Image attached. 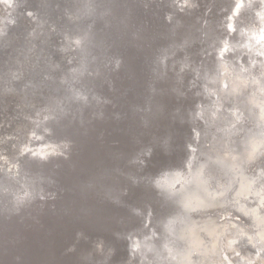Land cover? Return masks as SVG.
Wrapping results in <instances>:
<instances>
[{"label":"clouds","instance_id":"1","mask_svg":"<svg viewBox=\"0 0 264 264\" xmlns=\"http://www.w3.org/2000/svg\"><path fill=\"white\" fill-rule=\"evenodd\" d=\"M174 2L181 13L200 8V0ZM0 5L4 13L0 16L2 39L8 36V26L17 23L13 12L18 5L17 0H0ZM244 9L246 20L240 19ZM211 11L209 7L204 16ZM220 11L226 15L215 26L209 19L197 17L199 37L186 35L159 57L166 68L169 49L183 50L197 39L206 46L199 61L184 56L183 67L191 72L187 91L194 92L195 104L187 112L191 141L182 162L145 171L158 150L171 155V136H153L151 143L126 160L135 171L116 167L86 184L88 191L101 195L108 204L127 208L129 219L138 221L123 234L128 242L127 264H264V0H231V8ZM27 15L33 21L38 19L32 10ZM96 15L93 0H79L75 11L65 10L73 23L92 20L86 28L63 32L53 45L61 59L67 58V67L40 46L57 33L55 24L46 33L41 22L29 32L30 47L22 53L23 60L16 58L18 67H10L0 76V97L14 100L26 121L14 132L0 135L2 211L19 214L37 199H55L54 193L46 194L45 185L56 181L38 166L54 158H69L73 141L57 138L56 126L69 117H82L93 101L108 102L85 83L87 77L99 74L98 68H92L97 57L91 54ZM165 18L173 25L174 35L184 27L183 19L172 12ZM45 36L47 39H41ZM122 62L120 58L108 61L116 69ZM37 67L43 68L38 83L30 78V70ZM166 75L162 72L159 78ZM20 81L24 83L17 88ZM178 83L183 84L184 78ZM149 87L155 95V84ZM172 91L187 96L180 88ZM145 110L153 111L151 105ZM158 111L163 114L164 105ZM143 123L148 127L150 121L144 119ZM113 174L124 177L130 186L103 182ZM132 188L151 190L160 206L172 211L158 216L151 201L127 203L124 198ZM245 241L255 252L242 250ZM84 258L90 264H107L103 242Z\"/></svg>","mask_w":264,"mask_h":264},{"label":"water","instance_id":"2","mask_svg":"<svg viewBox=\"0 0 264 264\" xmlns=\"http://www.w3.org/2000/svg\"><path fill=\"white\" fill-rule=\"evenodd\" d=\"M17 1L23 17L17 15V23L8 26V36L0 39V73L5 74L10 67H18L15 56L26 54L30 47L28 34L33 27L26 25L30 19L28 8L43 20L51 17L52 23L47 25L43 22V27L44 24L47 27L44 30L47 33L50 26L55 24L57 33L52 34L47 44L40 46L67 67V58L61 59V54L54 50L53 45L61 39L56 40L59 34L66 30L75 32L92 22L85 19L73 23L65 16L66 9L75 11L79 0ZM168 1L93 0L97 15L94 17L95 42L91 54L97 60L92 68H98L99 74L87 77L85 83L92 92L108 102L96 104L93 101L90 107L84 108L82 117L74 120L69 117L56 126L57 138L73 141L69 158H54L50 163L38 166L56 181L45 185L46 194L54 193L55 199H37L19 214L0 210V264H90L84 258L85 254L95 253L93 247L100 241L104 242L107 264L125 262L128 242L123 234L138 221L129 219L127 208L108 204L101 195L88 191L86 184L99 180L101 173L110 172L116 167L135 171L134 167L127 165L126 160L151 143L153 136H171V155L164 156L158 150L145 171H155L166 163L182 162L187 153L185 141L191 137L187 112L194 107L195 97L194 92L187 91L190 70L183 67L184 83L180 84L177 78L179 63L172 65V61L184 55L186 50L192 51L197 61L203 59L201 52H198L201 43L197 40L183 50L169 49L166 68L159 63V57L165 55L164 50L184 34L183 29L188 21L195 20L197 16L211 21L214 17L226 15L220 11V3L212 0H200L198 10L184 13L177 6L172 8ZM209 7L212 11L205 17L204 13ZM226 7L230 9L231 2ZM168 12L184 21V27L175 35L173 25L165 18ZM100 13L107 14L100 16ZM33 23L36 28L41 22ZM193 26L198 34L201 23L193 22ZM42 39H47V36ZM15 43L23 48L21 53L18 47L15 48ZM172 52L175 55H171ZM115 58L123 61L119 69L115 68L114 63H108ZM165 71L167 75L160 79L159 74ZM42 76V67L30 70V78L34 82L38 83ZM17 83L21 87L24 81ZM150 84H155L157 88L155 95L150 91ZM174 87L186 91L187 96H177L172 91ZM3 98L0 97L3 100L1 110L8 114L11 110L5 106L4 102L7 101ZM149 105L153 109L151 113L145 110ZM160 105L165 107L163 114L158 111ZM176 109L180 111L176 112ZM144 119L150 121L148 127L144 126ZM103 182L130 186L129 181L115 174ZM124 199L136 205L151 201L158 216L163 212L151 190L132 188ZM117 233L122 235L117 236Z\"/></svg>","mask_w":264,"mask_h":264},{"label":"bare ground","instance_id":"3","mask_svg":"<svg viewBox=\"0 0 264 264\" xmlns=\"http://www.w3.org/2000/svg\"><path fill=\"white\" fill-rule=\"evenodd\" d=\"M213 2H215V3H220V9L222 8V7H226L227 6V4H230V2H231V0H212ZM169 3H170V5H171V7L172 8H175V6H176V4H175V2H174V0H169L168 1ZM17 3L19 4V2L17 1ZM17 4V5H18ZM222 6V7H221ZM2 5H0V9H2ZM31 8H28V11L30 10ZM19 11L20 12H22L20 9H18V6H17V9H16V11L15 12H13V18H15L17 15H20V17L22 18L23 17V15L22 14H20L19 13ZM34 11V10H33ZM185 11H189V10H185ZM38 12H40V10L38 9ZM23 13V12H22ZM2 15H4V13L2 12V11H0V16H2ZM38 16V15H37ZM247 16H248V12H247V9H244V10H242L241 11V18L240 19H242V20H246L247 19ZM197 17H199V16H197ZM27 18H29V17H27ZM220 19H221V17L219 16L218 18L216 17H214L211 21L213 22V26H215V24H217L219 21H220ZM195 20L197 21V18H195ZM194 19L193 20H190V21H188L187 23H186V26L184 27V29H183V31H184V34H182V36L181 37H179V39H177L176 41H179L182 37H184V36H186V35H188V36H191L193 39H196L197 37H199V33L197 34V33H195L194 32V26H193V22L195 23L196 21H195ZM24 21H26V19L24 18ZM29 22H26V25H28V26H30V28L31 27H35V24L33 23L34 21H33V19H32V17H30V19L28 20ZM36 21H40V22H46V24L47 23H52V19H51V17L50 18H44V20H43V17L42 18H38ZM192 22V23H191ZM46 24H44V28H47L46 27ZM48 25V24H47ZM86 27V26H85ZM30 31V30H29ZM67 31V30H66ZM62 38V34H59L58 35V39H56V40H59V38ZM42 39V38H41ZM198 40V39H197ZM196 40V41H197ZM175 41V42H176ZM38 42H40L39 40H37V41H35V43H37L38 44ZM31 43V42H30ZM17 45H16V43H15V48L17 49ZM202 47H206L205 45H201V48H200V51H198V52H201V49H202ZM18 49H19V51L21 50V49H23L22 47L20 48V47H18ZM19 53H21V51L19 52ZM185 55H187L188 57H190V59L191 60H193V61H197L196 60V58L197 57H194V53L191 51V52H189V50H186L185 51V54L184 55H182V56H178L177 58H175L173 61H172V65H175V64H177V63H179V66H180V71H178V79L180 78V77H183V73H182V69H183V64H184V56ZM16 58L17 57H19V59H21L22 58V55L21 54H19V56H15ZM14 57V58H15ZM61 57V56H60ZM16 60V59H15ZM181 73H182V75H181ZM0 76H4V74H2V73H0ZM16 87L17 88H19L20 86L18 85V83L16 84ZM5 101H7V102H4V104H5V106L8 108L9 107V111L11 110V112H9L8 114H10L9 116H8V114L7 113H4V111H2L1 109H2V105H3V100H0V113H3V114H1L0 115V125H2V127H0V135H4V134H7V133H12V132H14L15 131V129H16V127H17V125L18 124H21V123H26V121H24L23 120V116L21 115V109H18L17 107H16V102L14 101V100H12V99H6V98H3ZM10 105L12 106V108L10 109ZM4 106V107H5ZM7 115V116H6ZM20 115H21V117H22V119H20ZM9 124H11V127H9ZM191 141V137L190 138H187L186 139V144H188L189 142ZM11 143V142H10ZM159 203V202H158ZM162 209H163V212L161 213V215H159V216H165V215H167L169 212H171L172 211V209L171 208H169V207H162ZM100 242H103V241H100ZM100 242H98V243H100ZM103 244H104V242H103ZM96 246V245H95ZM95 246L93 247V250L95 251ZM111 249V248H110ZM242 250L243 251H245V252H247V251H251V252H255V248H253L250 244H247V242L245 241L244 242V246H242ZM111 252H112V249H111V251H109V254H111ZM127 260H128V256H127V258H126V260H125V262H123V263H118V264H127Z\"/></svg>","mask_w":264,"mask_h":264}]
</instances>
